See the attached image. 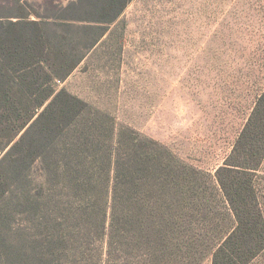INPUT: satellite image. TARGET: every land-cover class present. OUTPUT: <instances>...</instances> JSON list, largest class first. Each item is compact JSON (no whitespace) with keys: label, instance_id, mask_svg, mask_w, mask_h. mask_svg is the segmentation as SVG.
Segmentation results:
<instances>
[{"label":"trees","instance_id":"trees-1","mask_svg":"<svg viewBox=\"0 0 264 264\" xmlns=\"http://www.w3.org/2000/svg\"><path fill=\"white\" fill-rule=\"evenodd\" d=\"M129 1L46 0L51 16L21 0L0 3V11H18L0 15V264H191L197 255L193 230L181 223L194 196L185 193L196 189L185 184L184 167L52 88L104 31L74 22L97 14V23H111ZM232 154L238 161L218 170L217 181L237 224L211 250V264H249L264 251L253 181L264 155V93ZM223 171L240 177L224 179ZM19 219L25 226H15Z\"/></svg>","mask_w":264,"mask_h":264},{"label":"rangeland","instance_id":"rangeland-1","mask_svg":"<svg viewBox=\"0 0 264 264\" xmlns=\"http://www.w3.org/2000/svg\"><path fill=\"white\" fill-rule=\"evenodd\" d=\"M21 1L28 11L55 14L43 11L46 0ZM87 18L74 23L103 27V34L80 52L64 81L52 82L53 90L83 101L88 113L109 116L116 134L125 128L155 142L184 167L185 184L196 185L185 193L194 194L191 206L183 203L190 219L181 222L193 230L191 264H211V250L237 224L217 172L238 161L235 143L264 93V0H130L111 23H97V14ZM76 40L66 44L69 51ZM253 168L264 227V155ZM15 226L25 224L19 219ZM249 264H264V251Z\"/></svg>","mask_w":264,"mask_h":264}]
</instances>
